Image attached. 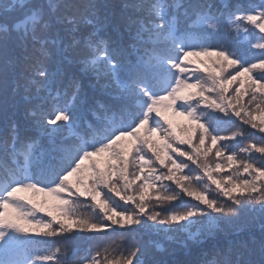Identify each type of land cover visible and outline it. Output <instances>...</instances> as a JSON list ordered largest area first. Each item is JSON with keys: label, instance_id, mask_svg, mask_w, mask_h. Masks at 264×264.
Masks as SVG:
<instances>
[{"label": "snow or ice", "instance_id": "1", "mask_svg": "<svg viewBox=\"0 0 264 264\" xmlns=\"http://www.w3.org/2000/svg\"><path fill=\"white\" fill-rule=\"evenodd\" d=\"M143 8L140 2L111 0H11L0 4V106L9 122L8 135L0 143L8 150L10 137L11 155L16 157L11 165L0 161V264H61L55 259L56 252L32 256L35 241L30 234L52 237L84 229L116 232L118 226L164 233L166 239L174 240L166 234L183 227L175 222H198L204 217L207 219L196 233L177 241L175 264H264V136L261 143L241 147L240 153L249 154L241 159L228 149L227 141L218 143L222 138L211 134L216 131L211 123L207 128L201 123L214 113L206 114L194 101L198 98L201 105L218 110L229 121L234 116L264 133V119L258 125L254 110L242 103L249 96L248 104L255 105V110L264 104V43L248 40L247 52L228 43H188L187 32L210 35L225 17V10L210 0L153 5L154 19L148 21L140 16ZM227 18L237 30L241 22L254 26H245L244 31L256 36L258 30L259 40L264 41V11L237 6L235 12H227ZM208 35L201 39L207 40ZM197 48L210 59L215 57L212 63L217 67L205 68L207 77L192 76L194 82L188 83L184 61L198 55ZM85 77H90L89 88L99 89L98 95L89 94ZM53 89L66 103L46 110L45 105L55 99ZM183 89L197 91L182 94ZM21 92L23 101L32 106L25 109V116L34 118L32 127L44 142L41 155L34 158L16 148L21 127L16 118L17 97ZM161 107L179 109L180 115L191 119L192 123L181 129L184 136L173 131ZM65 130L70 135L65 136ZM149 133L163 135L157 142ZM126 135L133 137L129 147L120 145ZM176 141L179 144L174 147ZM182 145L190 146L191 151H182ZM213 148L218 160L226 164L217 162L213 168L208 158ZM103 152L108 153L110 163L101 167L91 157ZM149 152L154 161L146 159ZM175 153L199 167L177 162ZM129 155L133 159L129 160ZM155 162L167 172L157 174V169L146 168ZM225 166L235 171L218 178ZM186 168L202 174L195 178L179 175ZM205 178L208 183L204 187L215 186L231 204L225 206L210 198L198 186ZM165 180L174 182L180 192L161 195ZM153 190L159 202L177 201L183 193L198 203L161 218L150 207ZM37 194L42 195L38 198ZM112 194L135 207L117 211ZM82 198L90 200L87 206L103 219L95 223L78 218L72 205ZM257 204L261 213L258 223L234 222L242 208ZM37 213L47 216L38 217ZM155 249L145 248L142 253L137 245L127 256L106 264H171L174 249L159 242ZM210 254L212 259H207Z\"/></svg>", "mask_w": 264, "mask_h": 264}, {"label": "trees", "instance_id": "2", "mask_svg": "<svg viewBox=\"0 0 264 264\" xmlns=\"http://www.w3.org/2000/svg\"><path fill=\"white\" fill-rule=\"evenodd\" d=\"M33 2H40V0H33ZM55 2V0H53ZM112 3H124V2H140L143 4L144 8L143 11L140 13V16L144 18L146 21L154 19V11L152 9L153 5L159 6L162 2L167 4H173L176 2L184 3L185 0H111ZM210 2L214 3L217 8H220L221 10H225V17L222 18L219 21V27L216 31L211 32L210 35L207 33H202L198 31H189L186 33V40L188 43H190V39H195L194 43L200 44V43H207V44H233L236 45L238 48L244 51H248L249 45L247 43L248 40H251L252 43H258L264 41L259 40V33L258 30H255L257 35L252 36L249 33L244 31V27L247 26L249 28H253L254 26H251L247 24V22H241V27L239 30L236 29V27L232 24H229L228 18H227V12L232 11L235 12V9L237 6L242 8H249V7H255L259 11H264V8H261V4L264 3V0H210ZM11 3V0H0V4H9ZM239 14V13H236ZM10 15H14V13H11ZM168 19H171V16L167 17ZM183 19V18H181ZM0 20H3V16H0ZM156 23H160L159 20H156ZM183 29V24L181 25ZM204 35H208L207 40H202L201 37ZM190 50V49H189ZM198 55H192L188 58V61H184V66L186 67V73L185 76L188 78L186 82L193 83L194 81L191 79L192 76L196 77H207L208 72L203 71L205 68H208L209 70H215L217 67L212 63V60L215 59V57H212L211 59L209 56L204 55L203 53H200L199 48L195 49ZM211 51V50H210ZM183 79V77H182ZM85 88L89 92L90 95H98L99 89L92 90L88 87L90 83V77H85L83 81ZM103 83V81H101ZM57 89L52 90V97L55 99H50L49 103L45 105L46 110H53L56 107L63 106L66 103V100L63 98V96L57 97ZM59 91L62 93L63 89H59ZM197 89H183L182 94H187L188 92H196ZM229 92H232V89H229ZM207 95H210L211 93H206ZM227 95V93H225ZM260 95L259 93L257 94ZM23 93L21 92V95L17 97V109H16V118H18L21 121V127L19 129L18 135L20 137L19 141L16 142V148L18 150V153H24L28 152L31 154V156L37 157L41 155L42 152V146H43V140L38 136L35 129L32 127V124L34 123V118L32 117H26L25 116V109L29 108L31 109V105H27L23 99H22ZM250 97L245 96L243 98L242 103L245 105L246 108H251L254 110V115H256V123L259 125L260 120L264 119V104H261V110L257 111L255 110V105H249ZM195 101V107L197 108H205V112L207 114V111H212L214 113L213 117H210L207 121L201 120V123L205 124V127L207 128L208 124L211 123L213 125V128L216 129L215 132H212L211 134L219 135L222 139L221 141H218V143L221 142H228V149H231L232 151L237 152V154L241 157V159L247 158L249 155L248 153H240L239 149L241 147L246 146L250 142H256L261 143L262 136H264V133H261L259 129H252L251 125L243 124L240 119L233 116L232 120L229 121L227 116H224L218 112L216 109H207L206 105H201L198 102V98H194ZM182 102V101H177ZM193 101H189V103H192ZM259 102V101H258ZM168 102L165 101L164 104L166 105ZM235 103V101H233ZM36 111H39L38 109H35ZM173 108L170 107H161V111L164 112V114L168 117L170 120V114L172 112ZM11 115V113H9ZM219 117V119H217ZM192 123L191 119L188 120V122H181L178 124H172L173 125V131L180 136H184L185 133L181 130L182 128L190 125ZM154 126V125H150ZM8 128H9V122L4 116L3 108L0 106V141H3V139L8 135ZM233 133H236V137H233ZM241 133L244 135H247L248 139H242ZM141 134H144L143 128L141 129ZM64 135L68 136L70 135L67 130L64 131ZM151 137L159 142L160 137L163 135V133H149ZM28 137H31V139H28ZM194 143L196 141V137L193 136ZM133 137L131 136H123L120 140V145L124 147H129L132 145ZM9 143V149L5 150V147L2 143H0V161L11 165V161L16 158L11 155L10 146L13 143V141L10 139L8 140ZM32 144V148L28 149V144ZM179 144L178 141L175 142L174 147ZM206 144H210V139L206 140ZM182 151H191V147L188 145H182L180 146ZM226 149V151L228 150ZM259 155V154H256ZM173 158L177 159V162H184L186 165L190 167H199L198 165H194L192 161H189L187 157H181L178 153L173 154ZM209 162L213 165L217 162H225L218 160V158L215 156V148H213V151L208 154ZM19 159L23 160L22 155L19 156ZM133 159L131 155H129V160ZM146 159L154 161V157L149 152ZM200 159H204V157L201 155ZM92 161L98 162L101 167L106 166V164L110 163L108 160V153H98L95 154L93 157H91ZM85 165L88 164V161L84 162ZM146 168H154L157 169V174H159V171L162 170L164 172H167V169H163L161 165H159L158 162L150 163L149 165H146ZM84 171H87V169H84ZM235 169H229L227 166L221 172L218 174V178H221L224 174H233ZM146 174V173H145ZM202 173L200 172H190L187 168L185 170H181L179 175H191L194 178L197 175H200ZM242 179H247L246 176H241ZM75 179V177L71 178ZM140 183V181H137V184ZM208 183L206 178L204 180V183L199 184L198 186L206 191L210 198L216 199L218 202H222L225 204V206L231 204V201H228L226 198L219 195V193L216 191L215 186H211L208 188H205L204 185ZM162 188V191L160 192L161 195L172 194L174 192H180V190L177 188L174 182L169 181H163V183L160 186ZM26 195H31V193H25ZM129 194H135L130 192ZM42 194H37V197L39 198ZM113 195L114 204L117 205V211H123L125 208H133L135 207L134 204H124L123 201H120L118 197H115ZM150 207L152 211L157 212L160 214L161 218L168 215L170 212H184L188 208H191L194 204L198 203L195 198H189L186 194L181 193L180 198L177 201L172 202H159L156 200V191L153 190L150 196ZM91 204L90 200H84L83 198L81 201H78L75 205H72L73 207H76L77 209V216L78 218H86L91 219L92 222L98 223L100 219H103V216L100 215L97 217L94 214V210L91 207H88L87 205ZM173 205V207H169V205ZM119 205H123V207H119ZM112 206V205H110ZM167 209V211H165ZM98 211V210H97ZM38 217L44 216L46 217V213H37ZM215 215V214H214ZM261 215L259 211V205H253L250 207H245L240 210V216L238 218H233L235 223H244V222H253L258 223V217ZM207 219L206 217L201 218L198 222H175V223H182L183 227L177 226L172 231L168 232L167 236H172L175 239L174 240H168L166 239V236L164 233H157L152 232L149 230H144L142 228H134V229H123L117 227L116 232L111 231H105V230H99V229H84L83 231L79 232H70L67 234H58L56 236L47 237L43 235L38 234H30L33 236L35 243L31 246V255L32 256H43L46 254H49L51 252H56L55 259H58L61 261V264H85V261H98L99 264H106V261L114 260L117 258H122L124 256H127V254L132 251L137 245L141 248V252L143 253V249H149L152 252H155V243L159 242L161 243L165 248L174 249L173 257L171 264H175V257L179 255V253L175 252V249L179 247V244L177 241L179 240H187L188 236L190 234L196 233L200 227L201 224L204 222V220ZM224 219H228L225 217ZM191 241H189L190 243ZM58 250V251H57ZM207 259H212V255L210 254ZM187 264V261H186Z\"/></svg>", "mask_w": 264, "mask_h": 264}, {"label": "rangeland", "instance_id": "3", "mask_svg": "<svg viewBox=\"0 0 264 264\" xmlns=\"http://www.w3.org/2000/svg\"><path fill=\"white\" fill-rule=\"evenodd\" d=\"M180 110L179 109H176L174 112H173V121H186L189 117H187L186 115H180L179 114Z\"/></svg>", "mask_w": 264, "mask_h": 264}]
</instances>
